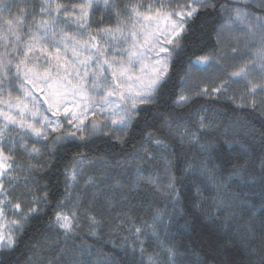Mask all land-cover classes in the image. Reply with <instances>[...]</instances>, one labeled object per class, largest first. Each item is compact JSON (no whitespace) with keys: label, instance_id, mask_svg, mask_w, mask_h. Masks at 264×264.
Here are the masks:
<instances>
[{"label":"snow or ice","instance_id":"snow-or-ice-1","mask_svg":"<svg viewBox=\"0 0 264 264\" xmlns=\"http://www.w3.org/2000/svg\"><path fill=\"white\" fill-rule=\"evenodd\" d=\"M190 210L223 234L217 256L178 242ZM230 249L264 264V0H0V264Z\"/></svg>","mask_w":264,"mask_h":264},{"label":"trees","instance_id":"trees-1","mask_svg":"<svg viewBox=\"0 0 264 264\" xmlns=\"http://www.w3.org/2000/svg\"><path fill=\"white\" fill-rule=\"evenodd\" d=\"M96 19L98 20V17H96ZM105 150L106 147L104 144H99L96 148L97 152ZM59 191H62V189L58 190L55 194L59 195ZM151 199V197H148L149 201H151ZM135 203L137 204V211L134 215L142 216L144 220L150 221L152 217V210H149L148 204L144 203L141 207L142 198H138ZM154 207L163 209L165 207V203L161 200ZM169 211H171L170 208ZM45 228L46 217L37 221L24 237V244L21 245L20 253L18 254L22 261L24 254L27 252L25 245L31 244L35 240H40L41 233L45 230ZM172 231L177 235L178 242L187 246L190 251L194 252L201 258L206 256L211 259L212 257L217 256V250L224 238L222 233H218L212 224L203 219L199 213L193 210H190L184 218H178L172 225ZM110 240H113V238L105 235L103 238L95 241L94 246L99 249L101 253H111L113 251H117L118 249H113V244ZM88 243H93V238L89 237ZM146 243H151V241H146ZM149 251H152V249L150 248ZM195 258L196 257L193 256V259ZM220 258L221 257H217V259ZM223 258L231 260L233 264H242L241 257L235 249L228 250Z\"/></svg>","mask_w":264,"mask_h":264}]
</instances>
